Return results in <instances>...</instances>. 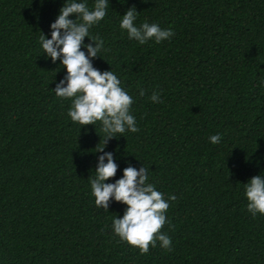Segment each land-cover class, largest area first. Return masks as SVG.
<instances>
[{
  "label": "trees",
  "instance_id": "obj_1",
  "mask_svg": "<svg viewBox=\"0 0 264 264\" xmlns=\"http://www.w3.org/2000/svg\"><path fill=\"white\" fill-rule=\"evenodd\" d=\"M68 2L0 0V264H264V215L245 196L264 175V0H109L90 29L108 49L93 67L121 81L139 129L108 141L118 167L105 183L144 166L169 203L171 251L157 242L144 255L114 234L126 205L104 210L91 194L101 122H73L72 98L53 90L66 70L43 54L40 32L50 39ZM133 6L137 27L175 35L130 39L120 22Z\"/></svg>",
  "mask_w": 264,
  "mask_h": 264
},
{
  "label": "clouds",
  "instance_id": "obj_2",
  "mask_svg": "<svg viewBox=\"0 0 264 264\" xmlns=\"http://www.w3.org/2000/svg\"><path fill=\"white\" fill-rule=\"evenodd\" d=\"M108 8L109 0H95L91 10L85 2L69 0L64 3L50 25V39L40 32L43 54L53 63L59 59L66 70V75L53 90L57 97L72 98L67 113L70 119L81 127L95 125L99 121L105 133L103 145L96 146V152L103 154L97 158L95 177L90 181L95 205L104 210H108L112 200L126 205L123 216L113 219L112 228L121 241L138 248L140 254H147L157 242L161 248L171 251L170 237L161 232L168 222L169 203L155 185L148 183L149 168L141 166L136 169L129 165L123 169L122 178L114 183H105L115 176L118 167L113 153L104 151L108 141L126 130L139 131L134 116L130 114L132 96L121 87V81L111 70L101 72L92 64V59L98 57L101 50L108 51L99 35L90 38V29L105 18ZM73 14L75 19H70ZM138 14L135 6L130 7L120 22V28L127 31L130 39L141 45L149 40L159 44L175 35L172 29H161L155 23L144 22L137 27ZM85 37L90 43L84 44ZM82 47L86 48L87 55ZM140 95H144L142 89ZM150 100L163 103L157 92L152 93ZM220 139V134L209 137L212 144H218ZM245 196L247 210L253 216L257 213L264 215V175H256L245 183ZM175 199V195L168 197L171 201Z\"/></svg>",
  "mask_w": 264,
  "mask_h": 264
}]
</instances>
